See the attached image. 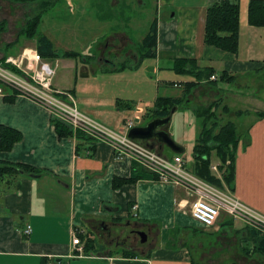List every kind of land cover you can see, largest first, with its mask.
I'll list each match as a JSON object with an SVG mask.
<instances>
[{
  "label": "crops",
  "instance_id": "obj_1",
  "mask_svg": "<svg viewBox=\"0 0 264 264\" xmlns=\"http://www.w3.org/2000/svg\"><path fill=\"white\" fill-rule=\"evenodd\" d=\"M219 1L0 0V25L7 32L12 26L17 28L19 36L29 19L41 15L48 27L47 33L41 34L51 41L57 54L76 52L81 55L77 58H82L94 46L100 53L129 51L136 62L155 60L163 77L159 90L164 96L151 103L156 104L159 98L181 99L179 105L195 101L201 109L218 102V117L235 123L239 133L233 182L230 186L224 183L221 189L264 215V78L260 75L264 72V27L249 22L252 0H231L240 5L238 52L206 45L207 9ZM59 3L65 9L60 14L54 9L49 13L50 8L44 6ZM24 4L29 5L25 14L19 11ZM153 25L157 36L155 45L149 46L145 39ZM38 46L37 40L24 39L16 51L37 50ZM7 50H0V62L12 55ZM104 55L99 61L111 65ZM59 56L45 60L55 69V76L57 66L52 62ZM85 67L82 70L87 71ZM186 67H193L194 72L213 68L216 79L205 76L197 80ZM219 80L237 85L239 91L211 87ZM192 82L199 83L187 93V84ZM250 86L256 90L250 92ZM54 87L72 95L84 114L112 131L126 132L127 120L119 99L105 102L87 98L79 84L75 95L71 82L64 88ZM0 89V125L23 135L11 151L0 152V163L41 171L38 177L20 174L11 184L0 183V264H264V250L257 242L263 236L255 229L225 212L215 226L203 227L191 217L187 206L190 198L184 189L157 183L155 176L133 159L117 158L108 143L82 140L74 134L60 137L48 109L16 95L1 82ZM171 89L179 92L171 95ZM80 94L83 97L78 98ZM147 115L158 118L153 112ZM120 117L124 125L113 124ZM167 125L163 130L167 131ZM179 146L183 152L175 155L185 153L184 146ZM182 157L191 169L194 151L191 166ZM220 163L213 153L211 167L219 165L220 177L213 173L222 179ZM131 178L138 180L118 181L115 187L116 179ZM136 225L146 235L151 232L146 242L140 243L142 249L147 243L146 252L139 253V247L131 245L136 240ZM28 226L32 233L25 236ZM199 232L213 237L195 241L191 236ZM75 236L82 241L81 253L79 246L73 245Z\"/></svg>",
  "mask_w": 264,
  "mask_h": 264
},
{
  "label": "built area",
  "instance_id": "obj_2",
  "mask_svg": "<svg viewBox=\"0 0 264 264\" xmlns=\"http://www.w3.org/2000/svg\"><path fill=\"white\" fill-rule=\"evenodd\" d=\"M55 69L45 61L36 50H24L20 56L7 57L0 64V82L10 87L16 95L31 99L45 107L53 119L67 125L74 135L83 133L87 137L108 143L117 158L129 157L145 171L155 176L160 184L184 189L190 200L187 202L191 217L205 228L215 226L221 212L234 220L244 222L264 237V215L247 206L231 192L220 189L192 173L181 155L169 159L152 150L139 140H133L128 132L133 128L132 121L126 122V132L117 133L81 112L75 99L69 93L53 86ZM216 77L212 76V80ZM3 94L0 89V95ZM220 177L219 165L211 167ZM32 233L31 226L24 231L25 236ZM80 238L75 236L73 245L83 248Z\"/></svg>",
  "mask_w": 264,
  "mask_h": 264
},
{
  "label": "rangeland",
  "instance_id": "obj_3",
  "mask_svg": "<svg viewBox=\"0 0 264 264\" xmlns=\"http://www.w3.org/2000/svg\"><path fill=\"white\" fill-rule=\"evenodd\" d=\"M46 4V3H45ZM24 4L23 11L25 12L29 9V5ZM46 9H49V13H62L64 12V8L62 9L60 3L55 6H48ZM54 9V10H53ZM67 11V10H66ZM34 19H29L27 23L34 22ZM24 29L22 35H17L15 32L17 28L12 30H4L2 25H0V50L9 51V54H12L9 57H18L24 50L22 49L21 53L17 52V48L20 47L21 42L25 40H38V36L45 32L47 33V22L44 20L43 23L40 24L39 32L35 37H28L26 34L28 32H32L34 29ZM6 34V35H4ZM92 38H97V36H92ZM20 40V42H18ZM9 42V43H7ZM98 42V41H97ZM6 46H9L7 48ZM90 47V52L86 53L82 58H69L66 57L65 60L64 51H58L59 60L52 62L53 67L57 66V73L54 76V86L64 88L68 82L72 83L73 91L75 95L77 92L75 91V86H78L81 92H83L84 96L91 99L103 100L105 102L110 101V99H119L121 103V110L123 111V118L127 121H132L134 127H142L146 126L154 117L152 115H147L148 113L154 112L156 109V104L153 101L157 96H164V92L159 90L160 82L159 80H163V77H160V66L153 59H146L144 61L136 62L135 59L129 56V51H121L116 53H100L98 50ZM86 49L87 47H83ZM27 50H36L32 48H27ZM0 51V55H1ZM20 53L19 55H16ZM92 57H89V55ZM102 54L107 61L112 62L111 65L102 64L99 59ZM7 58V57H6ZM2 62H0L1 64ZM88 66V67H85ZM87 68V71L82 70L83 68ZM162 67L164 65L162 64ZM116 68V69H115ZM84 71V72H83ZM164 72L165 70H161ZM262 78H264V72L260 74ZM211 87L214 88H229L230 91L238 92L239 88L237 85H225L221 80L216 83H212ZM252 87V86H250ZM250 92L255 91V87L249 88ZM248 89V90H249ZM176 92H179L177 89H171V95H175ZM78 98L83 97V95H78ZM78 102V101H77ZM200 103L192 102L191 104L183 103L182 105L175 106L172 108L171 112L175 109V111L171 115V121L166 127V132L170 135L172 140L179 145H183L185 149V153L182 154L186 160L188 161L189 166H191L192 159V151L197 144L196 140L200 137L202 119L197 115V111L199 110ZM248 106V105H247ZM130 107V108H128ZM80 108V106H79ZM251 108V107H247ZM81 109V108H80ZM115 111V108L111 110ZM90 117V116H89ZM92 118V117H91ZM122 117L118 118V121L113 124L124 125V119ZM217 118V117H216ZM93 119V118H92ZM227 119V118H226ZM225 118H217L216 128H219L220 125H223L227 122ZM95 120V119H94ZM96 121V120H95ZM98 122V121H97ZM100 123V122H99ZM114 126V125H113ZM116 129V127H115ZM150 148L149 146H147ZM152 149V148H150ZM152 150H156L160 155L172 159L175 156V152L168 148L166 145L163 147H158L156 145ZM122 229V228H121ZM120 231L119 229L117 230ZM145 233V231H143ZM129 234V233H128ZM126 235V233H125ZM191 237L197 239L195 241H199L198 239L206 238L207 240H211L210 234L199 232L197 235H192ZM135 243L134 249L138 248V252H146L147 243L142 249L140 240L137 238L134 240ZM122 243H125V240H121ZM194 255V253H193ZM260 257V256H257Z\"/></svg>",
  "mask_w": 264,
  "mask_h": 264
},
{
  "label": "trees",
  "instance_id": "obj_4",
  "mask_svg": "<svg viewBox=\"0 0 264 264\" xmlns=\"http://www.w3.org/2000/svg\"><path fill=\"white\" fill-rule=\"evenodd\" d=\"M239 16H240V5L238 2L231 0H220L219 2L211 5L207 9L206 28H205V44L208 46H214L223 51H227L233 54L238 52L239 48ZM34 22L28 24V28L34 29L32 32H28L26 35L35 37L38 34V28L42 23V16L34 18ZM249 22L251 25L256 27H264V0H252L249 7ZM156 26H152L151 33H149L145 39L149 46H154L156 41ZM39 46L37 51L44 60L50 57H56L58 54L54 51L53 44L43 34L38 36ZM152 57L154 56L151 54ZM65 57H80V53L76 52H65ZM6 59V58H5ZM5 59L2 60L4 63ZM191 65L190 62H187ZM191 68V69H190ZM192 73L197 75V80H203V78L215 76L213 68H205L200 71L194 72L193 67H186ZM204 74L202 77L201 75ZM224 77V75H222ZM199 82H192L187 84V93L198 85ZM182 100L179 99H164L159 98L156 102V109L153 113L158 118H167L172 112V108L181 104ZM219 107V103L215 102L207 108H201L198 110V116L202 119V130L200 137L197 139V144L194 148L195 161L190 167V171L199 178L206 182L223 188L224 183L229 186L232 185L234 178V162L236 158V150L239 141V133L235 123L227 122L216 128V122L218 115L216 109ZM217 117V118H216ZM57 133L60 137H69L73 135L72 130L62 122L54 121ZM79 139L88 141L87 137L83 133L77 134ZM23 138L21 132L0 125V152L11 151L14 146L20 142ZM216 153L219 157L220 170L223 174V178H218L212 171V155ZM25 174H41V171H36L27 166H23L15 163H0V183L7 181L11 184L14 179L21 173ZM138 179H124L115 180V187L117 182L132 183ZM264 250V237L261 241H257ZM258 245V247H259Z\"/></svg>",
  "mask_w": 264,
  "mask_h": 264
},
{
  "label": "water",
  "instance_id": "obj_5",
  "mask_svg": "<svg viewBox=\"0 0 264 264\" xmlns=\"http://www.w3.org/2000/svg\"><path fill=\"white\" fill-rule=\"evenodd\" d=\"M175 109L172 111V113ZM171 121V117L167 118H156L143 127H134L132 128L128 136L133 140H140L143 142H147V146L150 148H155L157 144L160 147L166 145L175 153H182L183 148L177 145L169 136V134L163 130L164 127L169 124ZM25 174V173H21ZM32 177H38L39 175L30 174ZM139 235L142 237L141 242L145 243L147 240V235L144 232H140Z\"/></svg>",
  "mask_w": 264,
  "mask_h": 264
},
{
  "label": "flooded vegetation",
  "instance_id": "obj_6",
  "mask_svg": "<svg viewBox=\"0 0 264 264\" xmlns=\"http://www.w3.org/2000/svg\"><path fill=\"white\" fill-rule=\"evenodd\" d=\"M135 227H136V229L133 230V238H135V239L139 238L140 243H141L142 237L139 235V233L140 232H143V231L140 230L137 225ZM150 234H151V232L150 233H147V237H149L148 235H150Z\"/></svg>",
  "mask_w": 264,
  "mask_h": 264
}]
</instances>
